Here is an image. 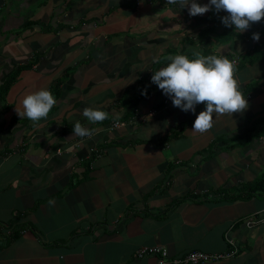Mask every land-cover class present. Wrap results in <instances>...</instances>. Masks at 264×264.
Listing matches in <instances>:
<instances>
[{"label":"crops","instance_id":"1","mask_svg":"<svg viewBox=\"0 0 264 264\" xmlns=\"http://www.w3.org/2000/svg\"><path fill=\"white\" fill-rule=\"evenodd\" d=\"M188 7L0 0V224L19 226L0 240V264H150L155 256L136 259L134 250L160 245L175 256L231 244L234 255L206 264H264V219L246 223L264 216V195L217 194L264 170V39L254 46L234 26L226 35V13L190 16ZM205 26L211 32L198 37ZM256 48L263 57L244 63ZM195 52L236 62L248 107L214 114L212 129L199 134L191 129L200 104L170 137L192 112L174 107L156 84L138 86L154 60L163 59L161 68L168 56ZM58 78L47 119L20 118L24 96ZM136 94L131 115L110 128ZM86 107L111 121L90 124ZM77 121L93 130L91 139L73 136Z\"/></svg>","mask_w":264,"mask_h":264},{"label":"clouds","instance_id":"2","mask_svg":"<svg viewBox=\"0 0 264 264\" xmlns=\"http://www.w3.org/2000/svg\"><path fill=\"white\" fill-rule=\"evenodd\" d=\"M169 5L179 8L188 7L190 16L203 15L210 10L226 13L221 18L225 27H233L238 33L248 30L252 24L264 20V0H209L207 4H199L196 0H166ZM254 41H259L258 32L252 34ZM196 58L190 59L185 54L168 56L166 66L153 71L151 82L168 97L172 105L184 112H195L198 104L205 107L196 116L191 131L205 134L214 125L215 116L244 112L248 107L247 99L239 90L235 78L236 62L226 56L208 55L195 52ZM159 63L158 60H154ZM142 94H145L142 92ZM57 100L52 92L42 88L27 94L21 101L22 110L16 108L18 116L25 117L34 124L47 119ZM82 115L90 124L102 123L109 114L100 109L86 107ZM73 136H93V130L77 121L72 126ZM52 203V201H50Z\"/></svg>","mask_w":264,"mask_h":264},{"label":"trees","instance_id":"3","mask_svg":"<svg viewBox=\"0 0 264 264\" xmlns=\"http://www.w3.org/2000/svg\"><path fill=\"white\" fill-rule=\"evenodd\" d=\"M223 31H225V34L226 35H230V33H234V30L232 27H223ZM209 32H211V28L209 26H205V28H203L199 34H198V37H207ZM258 32L260 34V39L259 41H254L252 42L253 45L255 46L256 44H258L260 41H263V37H264V30L261 28V22L259 23H255V24H252L251 27L247 30V32H245L244 34L250 38H252V34L253 33H256ZM242 36V34H241ZM244 36V35H243ZM263 56H260V53L258 52L257 48L254 49V51H252L251 55H248L246 56L245 58H243V62L246 63V62H250L252 61L253 59L255 58H261ZM159 61V59H156ZM163 61V59H161L159 61V63H155L153 62L151 64V70H150V73L148 74L149 77H144L142 78V80L140 81V84L138 86V88H143V92L144 91H147L150 87L149 86H152L154 85V83L151 82V76L153 75V71H156V70H159L160 68V64L161 62ZM12 77H10L9 79H11ZM62 80L61 79H57L55 80L54 82H52L49 90L52 92V94L54 95V97L57 96V93H58V85L59 83L61 82ZM4 88V87H3ZM145 88V90H144ZM139 96L140 94H136V96L134 97V102H133V106L131 107L130 109V112H125L123 115L119 116V117H115L111 120L113 121H123V119H127L132 111L134 110L135 108V104H136V101L137 99H139ZM204 106H200L197 105L196 106V110L195 112H192V114L188 117V121L184 122L183 124H181L179 126L178 129H172L170 130L168 136L172 137L174 135H177V133L185 127L187 126L189 123H191V121L193 120V118L196 116L197 112L200 111L201 108H203ZM109 118L106 119L105 121L109 122L111 121ZM95 154V153H94ZM93 156V154L91 155ZM218 195H221L220 198H223V199H247L249 198L250 196L254 195V194H262L264 195V170H262L260 172V174L253 180L249 181V182H246L244 184H241L239 186H237L236 188H233L231 189V191L229 193L225 192V191H222V190H219L217 192ZM4 227H8L10 229V233L8 235L4 234L2 228ZM19 228V226L14 223V222H9V223H6V224H0V240H3V242L6 240V239H11L13 237H15L17 235V229Z\"/></svg>","mask_w":264,"mask_h":264},{"label":"built area","instance_id":"4","mask_svg":"<svg viewBox=\"0 0 264 264\" xmlns=\"http://www.w3.org/2000/svg\"><path fill=\"white\" fill-rule=\"evenodd\" d=\"M158 0H134L135 4L143 3H153ZM122 121H112L109 125L110 128L116 127L122 124ZM264 216L254 217L253 220L249 219L246 221L249 223H257L262 221ZM4 234L8 235L10 233V229L8 227L2 228ZM236 252V248L234 245H230L228 250H224L223 252H203L199 250H189L179 255L171 256L168 254L167 250L160 245L153 246H141L136 248L133 252V257L136 259H140L144 256H155V261L150 264H206L216 261L220 258L230 257L234 255Z\"/></svg>","mask_w":264,"mask_h":264}]
</instances>
